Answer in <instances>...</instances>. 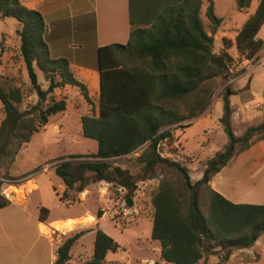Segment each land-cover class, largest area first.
I'll return each mask as SVG.
<instances>
[{"label": "trees", "instance_id": "trees-1", "mask_svg": "<svg viewBox=\"0 0 264 264\" xmlns=\"http://www.w3.org/2000/svg\"><path fill=\"white\" fill-rule=\"evenodd\" d=\"M204 0H128L129 37L125 44H110L97 49L99 94L96 115L80 116L81 134L96 142L91 155H71L69 158H93L80 161L76 168L90 176L76 177L69 161L54 166V174L65 190L59 201L83 192L89 182H105L123 188L125 201L139 182L154 179L157 168L174 171L180 187L162 180L151 198L153 218L150 238L158 242L160 257L165 263L199 264L218 250L226 252L251 247L264 233V204L233 203L211 190L208 183L237 154L264 140V117L236 137L230 126L229 97L234 92L225 88L222 115L219 122L227 142L223 149L206 161L201 178L191 182L185 166L162 157L158 146L162 141L171 145L173 128L200 115L208 106L210 91L207 81L227 78L234 59L224 49L215 54L213 37L221 19L214 14L212 0H207L204 16L210 34L204 29L200 12ZM242 11L234 45L239 58L254 60L264 47V0H234ZM0 16L16 19L21 28L19 54L26 67L30 84L38 96L37 115L20 111L22 92L18 87H6L0 76V209L10 201L1 194L3 180H19L8 175L20 149L31 137L43 130L51 116L66 110L64 99L51 100L39 108L47 95L65 86L76 87L84 100L91 103L87 87L69 69L65 58H51L44 41L42 16L17 0H0ZM35 68L41 71L47 89L37 84ZM138 153L140 169L133 177L125 169L107 161ZM61 157L57 160H63ZM1 170H4L2 173ZM40 171L37 168L32 174ZM208 191L207 214L199 206V193ZM73 198L71 199V201ZM48 210L40 207L38 220L45 222ZM97 218L101 212H97ZM80 233L65 238L56 248L52 264H66L70 248ZM119 245L102 229L96 228L91 258L84 264H103L107 253Z\"/></svg>", "mask_w": 264, "mask_h": 264}, {"label": "rangeland", "instance_id": "rangeland-1", "mask_svg": "<svg viewBox=\"0 0 264 264\" xmlns=\"http://www.w3.org/2000/svg\"><path fill=\"white\" fill-rule=\"evenodd\" d=\"M212 2L214 14L221 19L220 25L212 34V50L215 54H219L224 49L223 39H225L227 45H232L227 52L234 61L229 67L227 78L216 77L207 81L206 88L210 91V100L206 109L200 115L172 129L175 138L171 145L162 141L158 146L162 157L177 161L186 167L191 182L204 169L206 161L216 152L221 151L227 142L219 122L222 115L221 97L225 88L229 87L234 92L229 97L230 126L236 137L241 136L249 126L260 123L264 117V47L254 60L239 58L234 38L238 29L237 20L245 15L236 8L234 0H212ZM206 5L207 0H204L200 18L204 29L210 34V25L204 16ZM20 28L21 25L16 19L0 16V76L6 87H18L21 90L22 100L18 104V109L31 112L35 117L38 96L30 84L26 67L19 54L20 40L17 30ZM262 39L264 40V33ZM35 74L40 89L46 90L47 82L43 73L35 68ZM66 87V90L55 89L39 106L42 109L51 100L67 99L66 110L52 116L50 123L43 130L35 133L20 149L11 171L13 176L32 174L37 168L41 170L45 164V168H54L64 161L71 163L72 172L76 177L90 176L89 172L77 170L76 165L83 160H94L93 158L69 157L91 155L96 152V142L82 136L77 120L82 115H96L98 100L90 98L91 103H87L76 87ZM2 118L0 104V122ZM54 125H60L61 128L56 131ZM137 156L138 153L112 158L107 162L111 166L127 170L135 177L140 169L136 162ZM61 157L65 159L57 160ZM52 171L53 169L50 173L51 181L56 187L55 183L59 179L53 175ZM162 180L171 182L175 188L180 187V177L174 171L159 167L154 179L138 183L137 190L131 197V205L125 201L126 191L123 188L105 182H89L83 192L72 193V197L65 198L63 203L59 201V205L54 204L51 210L46 208L50 214V220L66 216L81 218L79 221L69 220L73 223L69 229L62 230L61 224L54 225L59 232L51 234L47 231L46 237L39 232L37 234L33 229L34 215L39 213L40 207L36 209V204L30 205L25 215L24 236L26 249L30 250L35 259L34 264H48L61 242L74 233H80V236L71 246L70 260L66 264H84L91 258L96 228L102 229L119 245L116 252H109L106 255L103 264H171L161 259L158 242L150 238L153 218L151 198ZM3 181L2 187L11 186L10 190L13 192L15 201L18 202L21 199L24 201L26 192L23 193V189L18 188L25 182L24 180ZM43 188L47 194L46 202L53 203L46 183ZM52 190L55 192L54 187ZM55 194L59 200L62 194L56 192ZM207 194V189L203 187L199 193V206L203 214H207ZM261 194L263 197L264 192ZM260 200L264 202L263 199ZM98 211L101 212L99 218L96 216ZM260 238L259 244L264 246V234ZM261 248L249 251L235 249L228 255L218 250L214 255L201 260L199 264H250L254 259L257 260L256 264H264V257L259 258ZM38 249L40 257L37 259L35 256Z\"/></svg>", "mask_w": 264, "mask_h": 264}, {"label": "crops", "instance_id": "crops-1", "mask_svg": "<svg viewBox=\"0 0 264 264\" xmlns=\"http://www.w3.org/2000/svg\"><path fill=\"white\" fill-rule=\"evenodd\" d=\"M23 6L36 10L42 16L46 28L44 41L51 58L67 59L70 71L86 85L89 97L98 100L97 49L127 42L130 31L128 0H27ZM63 88L66 90L67 87ZM51 117L44 128L50 123ZM77 122L81 128L80 120ZM54 128L57 131L61 126L54 125ZM14 163L9 168L8 174L18 177L19 181H25L18 188L26 193L24 201L21 199L17 202L14 199L8 206L0 209V264H34L35 259L25 246L27 208L36 204V209L45 207L51 210L54 204L60 203L55 192L62 194L65 186L54 174V168H45L46 164L31 176H25L26 174L13 176L11 171ZM51 169L53 175L59 179L55 183L56 187L51 181ZM202 171L203 169L193 182L201 178ZM1 172L3 173L4 170ZM45 183L52 195L53 203L46 202L47 194L43 188ZM52 187L55 188V192ZM208 187L233 203L264 204L260 200H264V196L261 197V193L264 192V140L235 155L226 166L211 177ZM49 215L48 213L45 222L38 220V214L34 215L32 225L37 234L39 232L45 236L48 233L41 230V225L45 226L44 223L61 224L60 227H63L70 222L69 220H81L77 216L50 220ZM260 240L259 237L251 247L241 250L249 251L262 247L259 253L261 259L264 257V246L259 244ZM39 254L38 249L35 256L37 259L40 257ZM54 258L55 255H52L48 264H52ZM256 262L257 260L254 259L250 264Z\"/></svg>", "mask_w": 264, "mask_h": 264}, {"label": "built area", "instance_id": "built-area-1", "mask_svg": "<svg viewBox=\"0 0 264 264\" xmlns=\"http://www.w3.org/2000/svg\"><path fill=\"white\" fill-rule=\"evenodd\" d=\"M19 3H21V4H23V3H25L27 0H17ZM9 187H11V186H3V187H1V194H2V196H4L6 199L7 198H9V199H11V200H14L15 198H14V195H13V193H9V195H7L6 193H5V190H7V188H9ZM24 193V192H23ZM53 223H51L49 226H47L48 227V230H49V232L51 233V234H55V230H54V228H53V225H52Z\"/></svg>", "mask_w": 264, "mask_h": 264}, {"label": "bare ground", "instance_id": "bare-ground-1", "mask_svg": "<svg viewBox=\"0 0 264 264\" xmlns=\"http://www.w3.org/2000/svg\"><path fill=\"white\" fill-rule=\"evenodd\" d=\"M5 193L7 194V195H9V193H13L11 190H10V187L9 188H7V190H5ZM73 221H75V220H73ZM56 223H53L52 225H53V228L55 229V231H57V229H56V227L54 226ZM73 225V223H71V222H68L67 224H65L63 227H60L62 230H65V229H69V227L70 226H72ZM46 226V225H45ZM45 226H43V225H41V230H42V232H49V230L45 227ZM57 232H59V231H57Z\"/></svg>", "mask_w": 264, "mask_h": 264}]
</instances>
